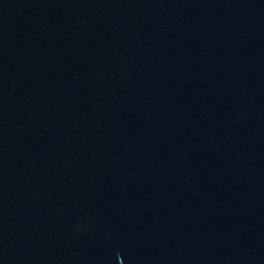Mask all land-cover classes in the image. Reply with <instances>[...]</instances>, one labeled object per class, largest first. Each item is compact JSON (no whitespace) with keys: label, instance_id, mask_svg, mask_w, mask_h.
<instances>
[{"label":"water","instance_id":"1","mask_svg":"<svg viewBox=\"0 0 264 264\" xmlns=\"http://www.w3.org/2000/svg\"><path fill=\"white\" fill-rule=\"evenodd\" d=\"M0 264H264V0H0Z\"/></svg>","mask_w":264,"mask_h":264}]
</instances>
